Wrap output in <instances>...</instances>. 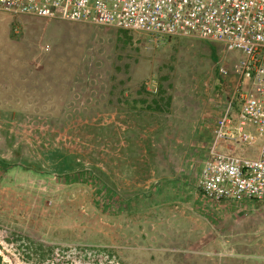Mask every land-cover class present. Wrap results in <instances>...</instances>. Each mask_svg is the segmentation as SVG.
Returning a JSON list of instances; mask_svg holds the SVG:
<instances>
[{
    "label": "rangeland",
    "instance_id": "1",
    "mask_svg": "<svg viewBox=\"0 0 264 264\" xmlns=\"http://www.w3.org/2000/svg\"><path fill=\"white\" fill-rule=\"evenodd\" d=\"M238 58L195 37L0 11V158L15 163L0 229L19 257L264 264V199L219 206L196 186ZM256 143L219 149L255 157Z\"/></svg>",
    "mask_w": 264,
    "mask_h": 264
},
{
    "label": "built area",
    "instance_id": "2",
    "mask_svg": "<svg viewBox=\"0 0 264 264\" xmlns=\"http://www.w3.org/2000/svg\"><path fill=\"white\" fill-rule=\"evenodd\" d=\"M0 11L142 32L155 40L195 37L237 52L231 68L237 81L216 121L196 186L214 203L264 199V0H0ZM218 72L229 73L223 66ZM256 139L255 157L218 148ZM5 237L0 229V264H27ZM100 258L105 260L92 264H121Z\"/></svg>",
    "mask_w": 264,
    "mask_h": 264
},
{
    "label": "trees",
    "instance_id": "3",
    "mask_svg": "<svg viewBox=\"0 0 264 264\" xmlns=\"http://www.w3.org/2000/svg\"><path fill=\"white\" fill-rule=\"evenodd\" d=\"M65 164V163H64ZM15 165V163H13V162H9V161H7V160H5V159H3V158H0V174L2 173V172H4L5 170H7V169H9L10 167H12V166H14ZM62 171H63V169H61ZM88 173V172H87ZM69 173H67V175L66 176H64V179L65 180H71V178L73 179V176H71V177H69V175H68ZM85 174V173H84ZM88 174H90V173H88ZM74 175H76V173H74ZM106 200H109V202H112L113 204H115V205H119V203H118V200H119V198H117L115 195H114V197H112V195L110 196V198L108 199H105V201Z\"/></svg>",
    "mask_w": 264,
    "mask_h": 264
},
{
    "label": "crops",
    "instance_id": "4",
    "mask_svg": "<svg viewBox=\"0 0 264 264\" xmlns=\"http://www.w3.org/2000/svg\"><path fill=\"white\" fill-rule=\"evenodd\" d=\"M256 141H257L256 144L258 145V146H257V150H258L260 140H259V139H256ZM256 141H255V142H256ZM221 147H223V146H221ZM221 147L218 146V148H221ZM227 148H229V147H227ZM239 201H240V200H239ZM239 201H238V200H231V199H228V200L220 201V202H217V203L215 202V204H216V205H219V206H222V205L225 206L226 204H224V203H228V202H239ZM210 203H214V202H210ZM216 210H217V209H216Z\"/></svg>",
    "mask_w": 264,
    "mask_h": 264
}]
</instances>
